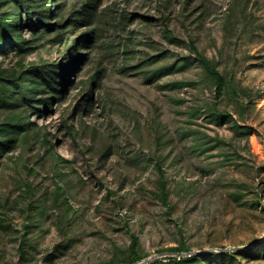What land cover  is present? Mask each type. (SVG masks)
<instances>
[{"label": "rangeland", "instance_id": "374dc122", "mask_svg": "<svg viewBox=\"0 0 264 264\" xmlns=\"http://www.w3.org/2000/svg\"><path fill=\"white\" fill-rule=\"evenodd\" d=\"M0 264H264V0H0Z\"/></svg>", "mask_w": 264, "mask_h": 264}, {"label": "water", "instance_id": "95a60500", "mask_svg": "<svg viewBox=\"0 0 264 264\" xmlns=\"http://www.w3.org/2000/svg\"><path fill=\"white\" fill-rule=\"evenodd\" d=\"M240 247H236V248H220V249H215V248H209V249H205V250H200V251H194L192 252V254H199V253H204V252H229V251H235L236 249H238ZM179 256L183 257V256H188L191 253H177ZM149 259H153V258H149Z\"/></svg>", "mask_w": 264, "mask_h": 264}, {"label": "trees", "instance_id": "16d2710c", "mask_svg": "<svg viewBox=\"0 0 264 264\" xmlns=\"http://www.w3.org/2000/svg\"><path fill=\"white\" fill-rule=\"evenodd\" d=\"M212 74L215 76L216 82L218 84H221L224 80L223 75L218 71V70H213L212 69ZM185 259V258H182Z\"/></svg>", "mask_w": 264, "mask_h": 264}]
</instances>
